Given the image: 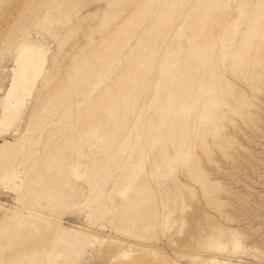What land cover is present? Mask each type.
<instances>
[{"label":"rangeland","instance_id":"rangeland-1","mask_svg":"<svg viewBox=\"0 0 264 264\" xmlns=\"http://www.w3.org/2000/svg\"><path fill=\"white\" fill-rule=\"evenodd\" d=\"M0 264H264V0H0Z\"/></svg>","mask_w":264,"mask_h":264},{"label":"bare ground","instance_id":"bare-ground-1","mask_svg":"<svg viewBox=\"0 0 264 264\" xmlns=\"http://www.w3.org/2000/svg\"><path fill=\"white\" fill-rule=\"evenodd\" d=\"M45 61H47L45 54H40L31 48L22 51L9 91L0 102L6 128L19 120L23 109L26 108L27 99L33 96L40 70Z\"/></svg>","mask_w":264,"mask_h":264}]
</instances>
